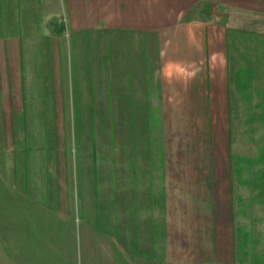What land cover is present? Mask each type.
Here are the masks:
<instances>
[{
    "label": "crops",
    "instance_id": "obj_1",
    "mask_svg": "<svg viewBox=\"0 0 264 264\" xmlns=\"http://www.w3.org/2000/svg\"><path fill=\"white\" fill-rule=\"evenodd\" d=\"M236 126H264V0H0L6 240L51 243L22 264H256Z\"/></svg>",
    "mask_w": 264,
    "mask_h": 264
},
{
    "label": "rangeland",
    "instance_id": "obj_2",
    "mask_svg": "<svg viewBox=\"0 0 264 264\" xmlns=\"http://www.w3.org/2000/svg\"><path fill=\"white\" fill-rule=\"evenodd\" d=\"M113 120V124L110 127L116 128V122L118 121V116L113 115L109 117V120ZM93 124L98 126V123L96 119L93 117ZM250 127L255 129V131L252 130V137L249 139L250 141L242 142L243 140H239V143L237 145V150L239 154L248 156V155H255V158H257V163L253 164L254 169L258 168V166L261 168L264 166V126H261L260 128H255L254 126H236L237 130L239 131V134H244L247 132V137H249V131ZM244 132V133H243ZM256 132H261V135H257ZM242 139V138H241ZM262 148V149H261ZM156 150L157 154L159 152V149L156 146H154V151ZM243 152V153H242ZM263 155V156H261ZM260 156V159L258 158ZM4 198V196H3ZM5 200V198H4ZM3 201V199H2ZM17 219L21 217V212H16ZM10 217L9 212L6 211L3 203H1L0 200V264H22V259L31 252L34 251H40L41 253H49L51 251V243L50 241H43L41 239H38V242H21V243H11L10 241L6 240V218ZM15 216V215H14ZM21 219V218H20ZM52 235L46 237L49 239ZM64 249L69 245L68 242H62ZM68 264V263H66ZM79 264V261L77 262Z\"/></svg>",
    "mask_w": 264,
    "mask_h": 264
},
{
    "label": "trees",
    "instance_id": "obj_3",
    "mask_svg": "<svg viewBox=\"0 0 264 264\" xmlns=\"http://www.w3.org/2000/svg\"><path fill=\"white\" fill-rule=\"evenodd\" d=\"M264 167V166H263ZM264 172V168L258 170L259 176L253 179V184L255 186H259L264 178H260V172ZM264 183V182H263ZM259 191V190H258ZM263 197L262 193L257 194L256 196H252L256 198L258 201ZM243 211L245 214V223L240 227V233L242 240L244 239V254L247 258L250 257L249 253H254V263L259 264V260H257V255L259 256L264 253V211L256 210ZM252 256V255H251ZM260 263H264V260L260 261Z\"/></svg>",
    "mask_w": 264,
    "mask_h": 264
}]
</instances>
